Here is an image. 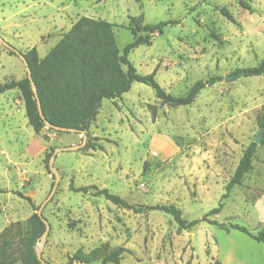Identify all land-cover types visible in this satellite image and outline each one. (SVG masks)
I'll use <instances>...</instances> for the list:
<instances>
[{"label":"rangeland","instance_id":"374dc122","mask_svg":"<svg viewBox=\"0 0 264 264\" xmlns=\"http://www.w3.org/2000/svg\"><path fill=\"white\" fill-rule=\"evenodd\" d=\"M80 17L111 23L120 52L142 34L133 19L171 22L127 57L139 74L155 71L166 94L182 97L199 80H220L187 106L157 99L151 87L136 82L121 97L104 99L85 131L91 149L85 144L55 157L60 178L42 209L49 231L34 250L48 264H69L77 251L88 254L103 244L126 250L119 264H264V244L230 228L264 231V136L255 144L251 170L226 191L259 132L264 75L224 81L264 58V0H0V37L22 54L35 48L43 58ZM25 76L21 60L0 43V85ZM13 95L0 96V138L8 152L0 155V237L11 243L7 253L17 255L31 216L54 184L45 155L79 145L82 137L47 128L36 135L24 111L11 119ZM13 135L20 136L17 145L8 142ZM86 187L106 189L135 209L173 206L187 221L218 213L178 232L169 214L126 209L94 189L75 191Z\"/></svg>","mask_w":264,"mask_h":264},{"label":"trees","instance_id":"16d2710c","mask_svg":"<svg viewBox=\"0 0 264 264\" xmlns=\"http://www.w3.org/2000/svg\"><path fill=\"white\" fill-rule=\"evenodd\" d=\"M239 3L244 8H248V5L244 2L240 1ZM220 13L227 20L234 21L233 16L226 8H221ZM168 24H171V22L143 25L140 18L133 19L134 31L142 34L134 37L132 42L125 45L122 52H120L116 45L111 23L104 20L80 17L43 58L38 57L35 48H31L24 53L45 120L54 126L88 131L90 124L101 108L102 101L121 97L130 90L131 85L135 82L151 87L157 99L171 103L174 106L190 105L201 90L214 84L220 78H212L208 81L199 80L190 87L184 96L175 98L166 94L159 87L154 78L155 71L146 75L139 74L127 58L133 49L149 44L150 37L154 33L161 34L163 27ZM10 54L15 55L12 51H10ZM239 72L244 76H263L264 58L258 65L242 69ZM13 89L20 92L28 125L36 135H39L46 127L38 114L36 101L27 77L25 76L20 80H10L0 85V94ZM257 127L259 130L264 129V112L257 117ZM85 148L91 149L90 143H87ZM255 148L256 145L253 142L245 149L232 178L226 186L227 192L233 186L239 185L243 176L251 170ZM53 150L51 149L45 155L44 162L47 164V168ZM89 189L95 190V196H103L113 204L126 209L136 212H141L143 209L159 210L169 214L176 222L178 232L191 229L200 221H206L207 216L218 213V209H212L203 219L187 221L182 218L181 212L173 206L135 209L120 197L110 194L106 189L97 190L96 187H86L75 191L86 193ZM71 190L74 189L71 187ZM0 193H2L1 190ZM18 194L33 206L29 197ZM35 210L37 211L38 208ZM30 224V233L27 237L21 239L22 247L18 250L17 255L7 253L11 243L3 239L2 236L0 237V264H15L18 262L20 264H40L36 258L34 246L39 236L44 232V225L36 213L31 216ZM212 224L217 225L214 222ZM218 226L224 227V225ZM230 228L239 230L256 242L264 244V231H259L254 235L242 226L231 225ZM8 231L6 229L2 235H6ZM125 252L126 250L122 247L110 250L108 245L103 244L92 249L88 254L77 251L68 262L69 264L74 261L83 264L97 262L99 264H119L122 254Z\"/></svg>","mask_w":264,"mask_h":264},{"label":"water","instance_id":"95a60500","mask_svg":"<svg viewBox=\"0 0 264 264\" xmlns=\"http://www.w3.org/2000/svg\"><path fill=\"white\" fill-rule=\"evenodd\" d=\"M0 43L4 47H6L9 51H12L15 54V56H17L21 60L23 66H24V69L26 71V77L30 83L31 91H32L34 98H35V101H36L38 114H39L40 118L43 120L45 127L47 129H52L53 131L61 132V133H77V134H80L82 137L81 144L75 145V146H69V147L55 148L49 157L48 170L50 171V173L54 177V184H53L52 190H51L50 194L48 195L47 199L39 206L38 210L36 211L38 218L40 219V221L44 225V232L42 233L40 239L37 241V244L41 245L44 242V240L47 236V233L49 231V224H48L47 220L42 215V209H43V206L45 205V203L51 198L52 194L54 193V191L57 187L59 178H60L57 169L54 167L55 157L58 153L63 152V151H77V150L83 148L86 144V133H85V131H78L75 129H69V128H62V127L54 126V125H51L47 120H45V118L42 114V111H41V105H40V101H39V98L37 95V90H36V87L34 85L32 78H31V72H30L28 63H27L24 55L22 53H20L18 50H16L15 48H13L11 45H9L7 42H5L1 37H0ZM241 74H242L241 72H237V73L232 74V75H226L224 77V81L225 82H232L236 79H239L241 77ZM263 136H264V129H261V130H259L258 134L253 138V142L255 144H259L261 142ZM35 255H36V258L40 264H48L42 259L40 251L38 248L35 249ZM72 264H83V263H80L78 261H74Z\"/></svg>","mask_w":264,"mask_h":264},{"label":"crops","instance_id":"0c3cea01","mask_svg":"<svg viewBox=\"0 0 264 264\" xmlns=\"http://www.w3.org/2000/svg\"><path fill=\"white\" fill-rule=\"evenodd\" d=\"M14 91H15V95H13L12 97H11V100H12V102H13V104L12 105H10V104H8V106L11 108V114H9L10 115V117H11V119H14L15 118V114L17 113H20V112H23L24 111V116H25V108H24V103H23V100H22V98H21V95H20V92L17 90V89H13ZM13 90H8V91H6V92H4V93H2V94H0V96H5V94H7V93H10V91H13ZM6 100H7V98H6ZM21 107H23V109H22V111L20 110L21 109ZM13 108H15L16 110L14 111L13 110ZM7 116V115H6ZM25 118H26V116H25ZM26 120H27V118H26ZM28 124V123H27ZM19 138H20V136H18V135H13L12 137H11V140H9L8 142H12V143H14V144H16L17 145V143H18V141H19ZM40 150V149H39ZM39 150H38V152H37V154H39ZM7 150H5V145H4V141H2V138H0V155L1 156H5V155H7ZM36 155V154H35ZM34 155V156H35ZM263 199H264V195H263ZM262 199V200H263ZM261 200V203L263 202Z\"/></svg>","mask_w":264,"mask_h":264}]
</instances>
